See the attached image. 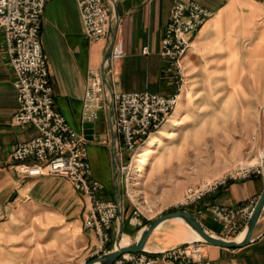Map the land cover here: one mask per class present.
I'll return each mask as SVG.
<instances>
[{
  "label": "crops",
  "instance_id": "crops-1",
  "mask_svg": "<svg viewBox=\"0 0 264 264\" xmlns=\"http://www.w3.org/2000/svg\"><path fill=\"white\" fill-rule=\"evenodd\" d=\"M176 1L196 2L214 14L191 36V47L185 59L190 57L196 64L229 63L232 58L240 64L264 63V0H103L110 15L109 31L99 42H91L86 37L76 0H49L41 16L40 42L48 64L54 108L84 137L92 179L103 184V197L115 202L119 208L110 232L112 245L117 238L126 243L133 242L140 228L154 218L140 213L142 224L130 223L135 209L123 193L122 184L126 182L120 171L117 139L115 141L113 121L106 103L110 92L104 80H107L112 95L145 91L170 96L175 92L176 79L172 68L160 55V47L170 8ZM114 43L121 44L123 56L111 62L109 56ZM144 48H147V54L142 53ZM93 73L102 76L106 107L95 122L93 138L88 140L84 135L86 121L82 118V104L87 78ZM13 80L0 31V215L6 209L8 195L21 193L25 181L13 171L10 154L18 144L36 135L33 128L13 121L18 110ZM182 101L185 112V99ZM103 140L107 143H102ZM263 188L264 180L259 176L230 182L185 210L208 231L222 236V226L214 219L209 207L239 209L250 200H257ZM89 233L93 244L97 245L96 236ZM194 239L185 224L169 220L151 233L144 252L154 254ZM203 251L205 258L214 264H264V209L248 245L237 249L204 245Z\"/></svg>",
  "mask_w": 264,
  "mask_h": 264
},
{
  "label": "built area",
  "instance_id": "built-area-1",
  "mask_svg": "<svg viewBox=\"0 0 264 264\" xmlns=\"http://www.w3.org/2000/svg\"><path fill=\"white\" fill-rule=\"evenodd\" d=\"M49 0H0V31L5 53L11 66L18 110L14 123L36 131L30 140L18 144L10 154L13 171L21 180L40 177L66 179L86 203L84 229L93 232L97 250L108 247L111 229L118 218V205L103 197L104 186L92 179L84 137L73 130L55 110L48 64L40 42V21ZM84 33L89 41L104 40L109 31L110 15L103 0H76ZM213 12L200 4L176 1L170 8L169 22L161 40L160 55L170 65L176 79V90L170 96L149 92L113 93V128L120 171L127 176L135 168L136 159L160 129L176 116L182 103L184 58L191 47V36L213 17ZM147 54V48L142 50ZM123 56L120 43H114L110 61ZM105 89L102 76L87 78L82 104V118L96 122L104 111ZM102 143H107L103 140ZM241 173L234 171L220 177L202 180L185 189L180 206L188 208L216 193L230 182L259 176L264 172L255 165L243 164ZM257 200L239 209L211 205L209 210L220 222L225 239H233L248 222ZM130 223L141 225L140 211L134 210ZM204 244L189 241L154 254H125L112 264H214L204 256Z\"/></svg>",
  "mask_w": 264,
  "mask_h": 264
},
{
  "label": "rangeland",
  "instance_id": "rangeland-1",
  "mask_svg": "<svg viewBox=\"0 0 264 264\" xmlns=\"http://www.w3.org/2000/svg\"><path fill=\"white\" fill-rule=\"evenodd\" d=\"M183 68L181 123L159 130L154 138L162 143L142 178L133 177L134 168L122 184L130 206L147 218L185 209V189L202 180L241 173L243 164L264 172V63L196 64L187 57ZM7 198L0 264H86L108 251H98L84 229L85 200L66 179L25 180L21 193Z\"/></svg>",
  "mask_w": 264,
  "mask_h": 264
},
{
  "label": "water",
  "instance_id": "water-1",
  "mask_svg": "<svg viewBox=\"0 0 264 264\" xmlns=\"http://www.w3.org/2000/svg\"><path fill=\"white\" fill-rule=\"evenodd\" d=\"M104 83L107 87V90L110 92V98L108 100V108L110 111L111 120L114 121V105L112 98V91L107 83V80H104ZM85 129L84 135L88 140H91L95 134V123L94 122H85L83 124ZM115 141L117 139L116 133H114ZM117 174V173H116ZM117 177V175H116ZM264 209V188L259 195L257 202L253 208L251 216L242 229V231L233 239H225L221 236L215 235L208 231L188 210L181 209L173 212H169L163 215H160L146 224H144L140 230L138 237L130 243L121 244L120 238H117L113 247L108 251L101 253L92 260L88 261L86 264H112L119 257L125 254H137L144 252L146 242L151 235V233L158 228L162 223L169 220H178L185 224L193 235L197 236L198 239L192 241L199 242L204 245L220 247L225 249H237L248 245L251 241V237ZM119 235H121V230H119Z\"/></svg>",
  "mask_w": 264,
  "mask_h": 264
},
{
  "label": "bare ground",
  "instance_id": "bare-ground-1",
  "mask_svg": "<svg viewBox=\"0 0 264 264\" xmlns=\"http://www.w3.org/2000/svg\"><path fill=\"white\" fill-rule=\"evenodd\" d=\"M182 103L180 104V109L177 111L175 118L173 119V121H176L177 119L180 118V116L182 115ZM170 124V123H169ZM172 124V123H171ZM171 130H177V128H173ZM162 133H164L165 131L161 130ZM161 133V134H162ZM161 138H153V140L149 143L148 147L144 148V151H147L143 154H141L135 161V174L133 175L134 178H136V174L139 172V177L137 178V180L141 179L143 176V167L144 165L150 163L153 159H154V154H153V150L154 148H156L159 144H161ZM195 236V235H194ZM195 239H198L197 236H195Z\"/></svg>",
  "mask_w": 264,
  "mask_h": 264
},
{
  "label": "trees",
  "instance_id": "trees-1",
  "mask_svg": "<svg viewBox=\"0 0 264 264\" xmlns=\"http://www.w3.org/2000/svg\"><path fill=\"white\" fill-rule=\"evenodd\" d=\"M112 247V244L110 243L107 247V249L109 250Z\"/></svg>",
  "mask_w": 264,
  "mask_h": 264
}]
</instances>
